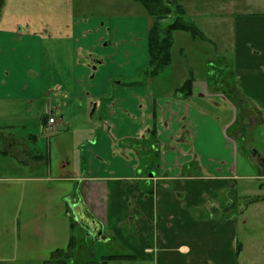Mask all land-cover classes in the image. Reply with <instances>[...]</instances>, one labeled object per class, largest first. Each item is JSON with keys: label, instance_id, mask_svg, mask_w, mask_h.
Masks as SVG:
<instances>
[{"label": "crops", "instance_id": "obj_1", "mask_svg": "<svg viewBox=\"0 0 264 264\" xmlns=\"http://www.w3.org/2000/svg\"><path fill=\"white\" fill-rule=\"evenodd\" d=\"M144 12L91 19L75 15L73 0H6L0 102L26 103L34 112L35 103L51 95L60 112L67 108L94 119V129L77 142V164L65 155L51 184L41 186L35 177L0 179L17 183L20 193L10 199L5 192L14 187L0 189L1 224L16 229L5 249L21 256L17 264H45L63 249L56 237L66 218V247L77 225L88 239L110 243L119 253L106 256H125L131 263L264 264V198H250L249 187L239 190L237 184L254 179L237 173L236 144L243 136L233 127L239 111L219 86L208 83L210 69L192 79L188 98L176 92L187 79L183 75L170 84L153 82L165 71L143 76L151 23ZM230 34L225 60L243 100L241 132L253 121L245 106L256 111L251 129L264 131V12L232 19ZM62 47H69L63 58L57 50ZM44 109L43 104L42 130L49 110ZM13 145L7 144L8 152ZM21 146L27 162L38 168L40 152ZM251 158L260 171L257 179L264 180V155L255 150ZM40 191L43 197L35 195ZM58 202L65 205L59 223ZM77 218L100 226L104 241L94 240L92 228ZM13 262L0 251V264Z\"/></svg>", "mask_w": 264, "mask_h": 264}, {"label": "rangeland", "instance_id": "obj_2", "mask_svg": "<svg viewBox=\"0 0 264 264\" xmlns=\"http://www.w3.org/2000/svg\"><path fill=\"white\" fill-rule=\"evenodd\" d=\"M178 2L185 11L183 20L192 22L196 28L201 30L205 40L193 39L186 32H174L171 63L163 74L153 79V82L170 84L177 81L178 83V81H181L182 75L192 79L203 78L210 67L215 72L213 80H223L226 71L225 67L230 66L225 58L228 57L231 49L230 29L232 31V19L234 20L245 13L264 12V0H178ZM73 9L77 17L85 15L86 18L91 19L99 17L111 20L115 17L143 13L142 7L130 0H73ZM172 21L173 17H169L165 24H170ZM48 46L49 43L46 42L44 44V52L45 49H48ZM68 48L57 49L58 51L61 50L62 58L64 50L66 49V54ZM43 104L45 105L44 112L49 109L54 119L60 121L53 130L43 131L39 126V119L42 116L39 110H41ZM26 106V103L20 102H0V179L35 177L41 179V186H43V182L49 185L51 184L50 181L57 178L55 175L56 171L65 155L70 158L72 164H77L79 159V153L76 149L77 142L83 133L88 134L94 129V124L92 123L94 119L91 120L88 114L85 115L83 112H79V114L74 116L71 109L68 110L67 108L60 112L57 108V101L51 95L47 97L45 102L35 103L34 112L27 111ZM244 108L246 111L245 115L249 113L253 121L250 120L248 130L244 128L245 131L243 132L240 129L242 127L240 124L241 119H238L236 126L233 127V131L237 129L243 136H238L239 139L236 144L237 173L238 175L242 173L248 174L253 176L254 179L249 181L237 180V184L239 190L244 184L249 187L250 198H264V180L257 179L260 171L251 164L253 161L251 157L255 150L264 155V131L260 127L251 129L253 122H256V111L252 108L247 109V106ZM230 132L231 130L228 132L229 135L231 134ZM28 135L31 137L35 136V141H37L29 142ZM10 143H14L13 150L8 152L7 144ZM22 144H25L30 151L34 148L35 151L40 152L42 159L38 168L31 166L27 162L29 159L27 155L22 153ZM51 153L52 159L50 162L48 159ZM20 159L26 161L29 166L18 165L17 160ZM262 176L264 175L262 174ZM16 184L15 182L9 183V181L7 183L0 182V189H4V186L12 185L14 187L13 190L6 191L5 194L13 197L10 199H17L20 193L15 190L17 189ZM38 194L42 197L44 196L43 191L35 193V195ZM7 204L9 202H6ZM41 204H44L43 198ZM63 211H65V205L62 206V203L58 202L56 206L58 223L63 221V219H60ZM9 218H11L12 222V217L10 216ZM40 218H45L44 213L40 215ZM65 220L66 226L60 228V230L59 228L57 229L56 237V245L58 248L63 249L66 247L68 237L66 233L65 235L64 233L61 234V231L65 228L68 231L69 225V220L67 218ZM61 224L64 225L63 222ZM13 225L16 227L15 221H13ZM15 233L16 229L11 224L3 226L0 221V251L6 253L9 259L14 261L12 264H17L15 259L21 256L17 257L16 254L11 253L13 249L7 250L5 248H7L9 241L14 243L12 240L16 238ZM70 234L75 238V258L72 260V264H88L92 260L99 263L101 261L99 257L101 256H105L104 259L107 264H138L131 263L124 257L120 258V260H108L107 257L110 256L106 255L119 254L116 253L115 247L110 243L93 242L86 237L84 231L77 225ZM26 236L31 241V233ZM36 241L40 240L36 239ZM92 256H94L93 259ZM33 264L43 263L34 262Z\"/></svg>", "mask_w": 264, "mask_h": 264}, {"label": "trees", "instance_id": "obj_3", "mask_svg": "<svg viewBox=\"0 0 264 264\" xmlns=\"http://www.w3.org/2000/svg\"><path fill=\"white\" fill-rule=\"evenodd\" d=\"M143 8L146 15L151 19L147 32V50L148 61L147 68L143 73L146 78H153L160 75L171 63V49L173 45L174 32L189 33L193 39L199 38L205 40L201 30L196 28L192 22L183 20L185 11L178 0H131ZM6 0H0V18L5 6ZM169 17H173L170 24H165ZM227 65V64H226ZM225 77L223 80H213L214 70L210 67L208 83L211 86L220 88V92L226 96L234 108L239 111L238 119L243 114V100L241 99L237 88L235 87L234 75L231 67H225ZM192 78L189 77L176 89L188 98L191 93ZM70 236L66 249H57L51 253L50 259L45 264H72L75 258V240ZM120 256L107 257L108 260L118 259ZM125 258V256H124ZM128 258V257H127ZM111 260V261H112ZM88 264H107L104 257L99 263L92 260Z\"/></svg>", "mask_w": 264, "mask_h": 264}, {"label": "water", "instance_id": "obj_4", "mask_svg": "<svg viewBox=\"0 0 264 264\" xmlns=\"http://www.w3.org/2000/svg\"><path fill=\"white\" fill-rule=\"evenodd\" d=\"M262 164H263V167H264V159L262 160ZM76 220L81 225L85 224V226L92 228L91 235H92L94 240H96V241H104L103 239H100V235H101L100 226H98L96 228L91 222H88L87 220H84L83 218H77Z\"/></svg>", "mask_w": 264, "mask_h": 264}, {"label": "built area", "instance_id": "obj_5", "mask_svg": "<svg viewBox=\"0 0 264 264\" xmlns=\"http://www.w3.org/2000/svg\"><path fill=\"white\" fill-rule=\"evenodd\" d=\"M55 120L52 117H49L47 119V125H46V130L52 129V126L54 125Z\"/></svg>", "mask_w": 264, "mask_h": 264}]
</instances>
